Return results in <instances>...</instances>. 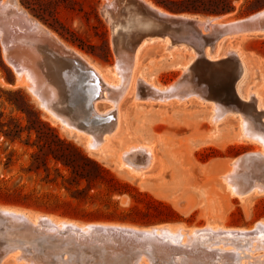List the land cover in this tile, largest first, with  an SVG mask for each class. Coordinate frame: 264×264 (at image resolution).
<instances>
[{"label": "rangeland", "instance_id": "374dc122", "mask_svg": "<svg viewBox=\"0 0 264 264\" xmlns=\"http://www.w3.org/2000/svg\"><path fill=\"white\" fill-rule=\"evenodd\" d=\"M16 1L62 40L83 51L102 70L107 80L117 83V54L112 42L113 26L104 12L106 0H78L79 4L74 9L60 6L58 17L66 26L65 29L52 21L54 26L46 24L21 0ZM152 1L169 12L226 16L225 20L243 19L264 9V0H233V12L215 15L182 10L188 6L182 0ZM169 7L179 10H170ZM127 11L125 9L120 17L123 23H128L119 26L123 33L136 29V26L130 25L131 19L136 16L133 11L128 14ZM0 34V207L19 209L34 216L73 221L80 225L119 224L137 228L179 225L189 230L218 225L250 230L259 221L264 222V194H252L243 199L233 197L225 189L222 180L230 162L262 149L259 144L241 139L239 114L233 116L236 112L230 111L214 124L210 117L211 104L215 100H203L205 103H202L195 96L180 103L178 99L148 102L146 93L140 94L138 91L139 79L160 87L177 82L183 76V67L192 61L190 52L182 48L167 53L158 43L149 49L134 72L135 90L128 89L119 105V131L104 144L101 152H91L87 148L85 136L63 129L40 106L25 85L28 81L25 84L20 83L22 80L19 82L17 73L5 58L1 30ZM225 36L224 49L238 50L247 67L240 93L244 96L249 90L257 91L260 99L254 98L250 104L264 106V35ZM194 67L201 69L204 66L197 60ZM221 70L218 67L210 70L211 83H220L225 79ZM198 83L201 87H207ZM79 87L75 113L83 109L80 103L82 93L90 89V85L87 81H80ZM209 91L223 96L212 88L200 92L204 97H210ZM137 93L142 100L136 99ZM235 101L230 98L223 105L229 108L228 102L235 105ZM110 107L108 101L98 104L101 112L108 111ZM7 132H12L10 137L5 135ZM140 144L153 146L155 158L153 169L145 170L142 177L131 174L127 168H119L120 154L128 147ZM63 234L60 236L63 238L59 239L58 236L53 243L48 241L44 256L49 252L52 254L49 253L46 258L36 251L32 252L35 249L31 246L21 249L22 256L31 258H27L28 264L39 257L48 263L57 261L66 264H106V257L111 258L113 251L106 252L95 239H87L84 245H89L85 247L77 240L69 242L67 239L70 237L65 232ZM175 236L179 240L177 242L183 245L184 240ZM17 237L5 228H0V263L5 260V248L15 246L13 244L22 239L21 236ZM92 237L95 238L94 235ZM93 242L95 244L92 246ZM72 243L74 246L71 248ZM77 246L80 249L74 248ZM90 251L94 256L96 252L97 256L93 257ZM129 252L126 256L112 253L113 262L109 264H130V260L137 261V264H157L161 261L152 251L143 255L142 261L139 252ZM177 252L179 254H172L175 251L169 253V257L164 259H167V264L187 263L192 256L195 257L194 261H198L196 264H201L197 259V250L188 251L182 247ZM253 254L256 257L264 254V251L257 250ZM246 260L248 258L242 261ZM230 263L239 264H225ZM4 264L16 263L11 260Z\"/></svg>", "mask_w": 264, "mask_h": 264}, {"label": "bare ground", "instance_id": "6f19581e", "mask_svg": "<svg viewBox=\"0 0 264 264\" xmlns=\"http://www.w3.org/2000/svg\"><path fill=\"white\" fill-rule=\"evenodd\" d=\"M106 1L104 12L113 26L112 42L117 54L115 66V75L119 77L117 83L107 80L102 70L83 51L58 37L25 11L16 0H0V30L5 58L17 73L19 82L22 80L20 83L25 84L28 81L25 85L39 101L40 106L58 121L63 129L85 136L87 148L91 152H101L104 144L110 141L120 129L119 105L128 89L135 90L134 72L140 60L157 43L167 53L183 48L192 54V61L183 67V76L177 82L164 87L139 79V84L137 83L139 93L145 92L148 102L154 100L168 102L178 99L177 102L180 103L195 96H197L195 99L202 103L215 100V103L211 101L213 104H211L210 117L214 124L220 122L230 111L236 112L233 116L239 114L241 139L259 144L262 149L249 153L245 159H242L243 156L241 159L230 162V167L223 173L222 180L225 189L233 197L243 199L252 194H264V106L258 103L255 106L250 104L254 98L260 99L257 91L249 90L244 96L240 93V85L247 72L243 55L236 49H224L225 35L234 38L264 35V10L238 20H225L226 16L184 14L183 16L194 21L177 29L175 25H168L167 21L178 15L156 5L152 0ZM125 9L128 10L127 14L133 11L136 16L130 23L136 26L133 32L123 33L119 27L128 24L120 20ZM197 60L201 62L203 68L194 67ZM217 67L222 69L225 79L214 84L210 82L209 72ZM80 81H87L90 89L82 93L83 99L80 103L83 109H78V113L81 111L78 114L75 113V102L81 88ZM197 82L207 87H201ZM208 88L214 89V92H221L223 96H217L209 91L210 97H206L207 95L204 97L200 91L205 92ZM232 97L236 98V104L228 105L229 108H227L223 104L226 103L225 100ZM136 99L142 100L141 95L137 93ZM103 101L111 103L108 111H99L98 104ZM114 111L115 114H113ZM154 161L153 146L133 145L120 154L119 168H127L131 174L142 177L145 170L153 169ZM0 228L3 230L5 228L15 238L22 237L19 242L13 244L15 246H12L10 241L11 246L5 248V260H1L3 264L11 260H14L16 264H28L26 262L28 257L22 256L21 249H27L29 246L35 249H31L32 252L36 251L38 255L44 256V251L49 246H47L48 241L53 243L58 236L59 239L63 238H60L64 235L63 232L70 237L67 239L70 240L69 242L77 240L80 245H84L87 239H95L106 252L123 253L125 256L130 253L129 250L134 254L139 252L140 261L144 259L143 255H146L148 251H152L162 261L169 257V253L175 251L172 254H179L176 251L186 247L188 251L192 249L198 251L197 259L201 264H225L226 262L264 264V254L252 256L257 250L264 251L263 221H259L250 230L218 225H207L202 229L193 230L179 227V225H161L151 228L98 223L80 225L73 221L56 220L50 216H34L19 209L0 207ZM93 235L95 238L92 237ZM175 235L184 240L183 245L177 242L178 238ZM195 240L196 243H193ZM72 244L71 248L74 246ZM94 244L93 242L91 245ZM91 245L89 247H92ZM67 248L66 251H68ZM49 253L52 254V252ZM111 255L110 259L107 255L105 256L106 264L113 262ZM96 256L95 252L93 257ZM39 258L29 264H66L57 263V261L48 263ZM244 258L252 259V261H242ZM188 259L187 263L183 262L185 264L196 262L193 256ZM161 261L157 264H167V259L164 263ZM129 262L137 264L134 260ZM88 264L92 263L88 262Z\"/></svg>", "mask_w": 264, "mask_h": 264}, {"label": "trees", "instance_id": "16d2710c", "mask_svg": "<svg viewBox=\"0 0 264 264\" xmlns=\"http://www.w3.org/2000/svg\"><path fill=\"white\" fill-rule=\"evenodd\" d=\"M21 2L41 21L50 26L57 24L61 29H65L66 26L58 17L60 6L64 5L74 9L75 5L79 4L78 0H21ZM182 2L188 5L182 10L190 12H203L220 15L231 13L235 10L233 0H182ZM169 9L179 10L170 7ZM50 21L54 22V24ZM11 133L12 132H7L5 135L10 137Z\"/></svg>", "mask_w": 264, "mask_h": 264}, {"label": "water", "instance_id": "95a60500", "mask_svg": "<svg viewBox=\"0 0 264 264\" xmlns=\"http://www.w3.org/2000/svg\"><path fill=\"white\" fill-rule=\"evenodd\" d=\"M264 10V9H263ZM262 11V10H261ZM260 12V11H259ZM258 13V12H257ZM173 14H176L178 15V17L176 18H172L170 19V21L168 20L167 23L168 25H175L177 29H181L182 27H184V25L186 23H189V22H192L194 20H191V19H188L186 16H183L184 14L186 13H173ZM256 14V13H255ZM191 15H195V14H191ZM254 15V14H253ZM250 17V16H249ZM247 18V17H246ZM233 98V97H232ZM236 99V98H234ZM228 105H231L230 102H228ZM249 155V153L245 154V155H242L239 157V159H241V157H243L242 159H245L247 156ZM238 159V158H237Z\"/></svg>", "mask_w": 264, "mask_h": 264}]
</instances>
